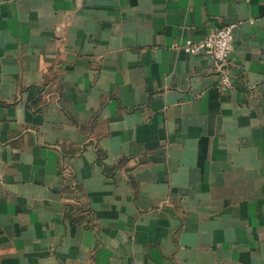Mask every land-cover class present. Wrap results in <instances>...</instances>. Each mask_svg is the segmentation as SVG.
I'll list each match as a JSON object with an SVG mask.
<instances>
[{"label":"crops","instance_id":"crops-1","mask_svg":"<svg viewBox=\"0 0 264 264\" xmlns=\"http://www.w3.org/2000/svg\"><path fill=\"white\" fill-rule=\"evenodd\" d=\"M0 264H264V0H0Z\"/></svg>","mask_w":264,"mask_h":264},{"label":"built area","instance_id":"built-area-1","mask_svg":"<svg viewBox=\"0 0 264 264\" xmlns=\"http://www.w3.org/2000/svg\"><path fill=\"white\" fill-rule=\"evenodd\" d=\"M233 28L234 25L221 27L211 33H208L203 39L199 41L186 40L182 45L187 53L197 55L199 53H206L217 67L224 64L231 52L233 44ZM179 46V45H176ZM222 86L225 89L232 87V80L227 73L220 70Z\"/></svg>","mask_w":264,"mask_h":264}]
</instances>
